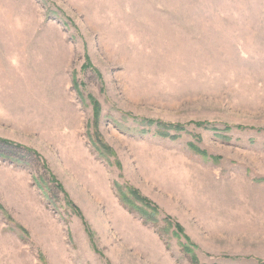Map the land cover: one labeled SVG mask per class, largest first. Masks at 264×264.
<instances>
[{
  "label": "rangeland",
  "instance_id": "rangeland-1",
  "mask_svg": "<svg viewBox=\"0 0 264 264\" xmlns=\"http://www.w3.org/2000/svg\"><path fill=\"white\" fill-rule=\"evenodd\" d=\"M4 141L0 264H264V0H0Z\"/></svg>",
  "mask_w": 264,
  "mask_h": 264
},
{
  "label": "trees",
  "instance_id": "trees-1",
  "mask_svg": "<svg viewBox=\"0 0 264 264\" xmlns=\"http://www.w3.org/2000/svg\"><path fill=\"white\" fill-rule=\"evenodd\" d=\"M32 155H34V153L30 149L8 141L0 142V158L15 161L21 165H24L30 163V160H33ZM123 204L129 207L130 210L135 209L129 206L125 199L123 200Z\"/></svg>",
  "mask_w": 264,
  "mask_h": 264
}]
</instances>
